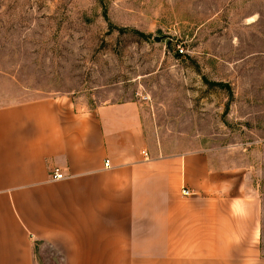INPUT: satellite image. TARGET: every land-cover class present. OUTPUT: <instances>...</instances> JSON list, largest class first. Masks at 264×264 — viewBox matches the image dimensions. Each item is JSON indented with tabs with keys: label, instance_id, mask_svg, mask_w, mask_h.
<instances>
[{
	"label": "crops",
	"instance_id": "1",
	"mask_svg": "<svg viewBox=\"0 0 264 264\" xmlns=\"http://www.w3.org/2000/svg\"><path fill=\"white\" fill-rule=\"evenodd\" d=\"M263 210L246 167L156 150L137 100L0 105V264H264Z\"/></svg>",
	"mask_w": 264,
	"mask_h": 264
},
{
	"label": "rangeland",
	"instance_id": "2",
	"mask_svg": "<svg viewBox=\"0 0 264 264\" xmlns=\"http://www.w3.org/2000/svg\"><path fill=\"white\" fill-rule=\"evenodd\" d=\"M45 96L137 100L156 150L246 167L264 209V0H0V105Z\"/></svg>",
	"mask_w": 264,
	"mask_h": 264
},
{
	"label": "built area",
	"instance_id": "3",
	"mask_svg": "<svg viewBox=\"0 0 264 264\" xmlns=\"http://www.w3.org/2000/svg\"><path fill=\"white\" fill-rule=\"evenodd\" d=\"M142 152H143V155H144L146 158L149 157L147 151H142ZM108 164H109V160L107 159V160L105 161V165L108 166ZM50 177H51V179H53V180L61 179V178L64 177V173H63L59 168H54V169L51 171V173H50ZM181 193H182L183 195H188V194H190V192H189L187 189H185V188H183V189L181 190Z\"/></svg>",
	"mask_w": 264,
	"mask_h": 264
},
{
	"label": "water",
	"instance_id": "4",
	"mask_svg": "<svg viewBox=\"0 0 264 264\" xmlns=\"http://www.w3.org/2000/svg\"><path fill=\"white\" fill-rule=\"evenodd\" d=\"M161 39H162V38L159 37V36H155V37H154V40H155V41H160Z\"/></svg>",
	"mask_w": 264,
	"mask_h": 264
}]
</instances>
